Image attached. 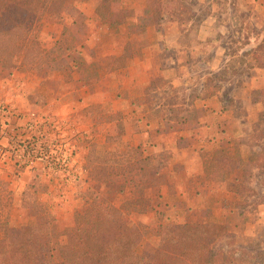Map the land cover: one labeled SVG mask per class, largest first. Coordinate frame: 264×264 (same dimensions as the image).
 Listing matches in <instances>:
<instances>
[{
    "label": "crops",
    "instance_id": "1",
    "mask_svg": "<svg viewBox=\"0 0 264 264\" xmlns=\"http://www.w3.org/2000/svg\"><path fill=\"white\" fill-rule=\"evenodd\" d=\"M130 3L125 7L131 9L132 14L122 24H103L104 28L100 27V24H88V38H85L75 51L80 57L91 58L93 55L97 58L99 56L119 58L121 68L108 69L105 76L98 79L100 76L98 68L90 66L97 76L94 82L88 83L92 86L90 93L86 91L89 93L88 96H82L85 95L86 86H71L65 83L64 86L52 91L41 108L49 118L55 114H63L60 120L62 125H59L61 128L59 136L63 138L60 140L62 146L60 156L65 160L67 167L66 170L62 169L64 172L62 174L75 170L76 162L81 160L80 155L87 150L88 144L94 143L97 148H104L107 145L114 146L120 141L122 146L140 147L145 156L155 159L163 153H168L166 164L159 170L166 176V181L159 187V194L168 209L179 210L184 205L212 209V203L217 202L211 197L215 191L222 190L226 195H232L234 192L218 187L216 181L207 175L206 160L230 157L233 153L231 150L235 151L234 158L241 157L240 149L245 145L242 143V137L247 134L245 127L258 123L259 118L261 119L259 116L264 114V105L262 100L253 103L247 96L242 98L238 95L248 94L247 90L253 91V88H256L254 83L261 82V86H264V69L258 67L250 69L251 74L246 76L245 81V85L249 84L247 89L244 85L235 92L227 93L224 86L228 80L223 81L221 76L213 83L205 84L203 82L205 74L198 78L197 67L194 65L202 63L197 62L199 59L204 61V57L207 56L205 51L212 50L213 62H216V65H213L214 69L202 63L208 70L207 75L212 73L211 71L225 70L228 68L227 62L230 57L236 56L226 55L224 49L212 45L214 40H208L209 34L205 31L210 29V25L205 20L200 22L196 27L203 31L200 39H191L189 46H182L181 33L175 20L149 25L141 21L146 9L145 0H130ZM160 29L169 30L171 34L160 38L158 36ZM104 35L107 36L106 39ZM166 46L173 47L177 53H181L177 57L178 64L174 71L168 70L169 63L166 61H169V58L162 52ZM185 47L186 50H183ZM180 49L182 50L179 51ZM126 51L132 53L126 56ZM83 63H86L84 68ZM82 65L81 71L84 72L85 67L90 64L84 61ZM34 78H37L36 74L19 70H13L5 77L0 75V124L1 127L2 124L5 125V128H1L4 134L0 138L5 152L0 154V189L16 190V193L26 189L34 172L40 174L48 170L46 162L37 160L29 161V165L35 163L40 165L41 169L37 166L23 171L16 170L14 168L20 167L21 163H18V160H11L16 157L11 154L12 151L15 152L12 136L29 138L30 132L36 126L32 125L34 117L31 116L32 113L37 116L33 112L35 102L33 98L31 100L28 98L32 97L30 94L34 92V87H31L30 83ZM193 83L198 84L196 91L190 88ZM167 85L170 95H177L180 102L169 106L164 98L158 96L162 95L161 88ZM73 93L76 96L69 100ZM98 103L106 104V116L92 115L89 122H84L77 116L83 107L90 106L86 109L93 111ZM70 104H74L76 113L71 125L65 119L71 109ZM258 104H261L262 109L253 107ZM170 109L177 114L172 117L166 115L165 111ZM242 109L247 113L244 118L240 115ZM20 111L26 112L25 120L19 118ZM253 114L255 117H252ZM45 120L49 122L48 118ZM116 122L120 123L117 137L112 133ZM48 124L50 125L43 123L41 126ZM51 136L47 133L45 137ZM47 142L49 145L53 144L51 140ZM7 157L10 160H7ZM15 198L19 200V196ZM212 217L218 218L215 215L209 218ZM253 218L255 225L264 222V204H258ZM8 220L11 221L10 218ZM247 230L249 231L248 227Z\"/></svg>",
    "mask_w": 264,
    "mask_h": 264
},
{
    "label": "rangeland",
    "instance_id": "2",
    "mask_svg": "<svg viewBox=\"0 0 264 264\" xmlns=\"http://www.w3.org/2000/svg\"><path fill=\"white\" fill-rule=\"evenodd\" d=\"M159 1V13L157 16L153 17L151 8H148L145 0L146 9L143 17H141V21L149 25H155L162 24L164 21L175 20L178 23L179 32L181 33V45L189 46V41L191 39H200L202 36L203 31L196 27L200 22L205 20L208 25H210V29L205 31L209 34L207 39L210 41L214 40L212 45L224 49V54L226 55H236L235 57H230L228 60V68L222 71H211L212 73L207 75L206 73L208 70L204 68L203 64L214 69L216 62H213L214 56H212V50L210 52L205 51L204 53H206L207 56L204 57V61L203 59L197 60V62H202L203 64L194 63L197 67V77L200 78L205 74L206 78H204L203 81L205 84L213 83L217 77L221 76L223 81L228 80L225 82L227 83V85L224 86L226 89L225 91L227 93H231L232 91L235 92L245 85L246 76L251 74L250 69H252V67L264 69V0ZM130 4V0H109V6L114 11L123 9L130 11L123 22L132 14V10L125 7ZM102 15L103 11L101 13V10L98 9L96 0H69L58 15L50 13L44 14L40 22V39L46 50L47 61L42 65V69L39 70H22L20 67L13 69L19 70L20 72H32L36 74L37 78H34L30 82L32 83L31 87H34V92L30 94L32 97L28 96L29 100L33 98L35 102L33 112H35L37 116H34V120L32 119V125L34 124L36 126L29 135H31V138L37 139L35 140L36 145L34 147L37 148V146L42 143L41 145L45 146L52 155L60 154L62 146L59 140L63 139L61 138L62 136H59V130H61L59 125H62L60 120L63 114H55L52 118H49V116L45 115L41 110L52 91L60 88V86H64L65 83L71 86L84 85L87 87V90H85V95L82 96L86 97L90 93L92 87L88 83L94 82L97 76L96 72L90 69V66L92 68H98V73H100V76L97 77L98 79L104 77L108 69L118 70L122 66L119 58L116 59L115 57L109 58L103 56L97 58L93 55L91 58H88L87 56L80 57L75 54V51L82 45V41L88 38V24H100V27L103 26V28V24H109L104 22ZM170 34L171 32L169 30H158V36L160 38H164ZM104 36L106 39L107 36ZM260 43L263 44L258 47ZM174 49L173 47L166 46L162 51L164 56L169 58V61H164L169 63L167 66L170 71L175 70L178 64L177 57L181 55V53H177V50ZM181 50L182 49L179 51ZM183 50H186V47ZM131 53V51H126V56H129ZM15 61L17 65H19V58ZM84 61L88 62L90 65L86 66L87 68L85 67L86 70L83 72L81 71V65ZM84 64L86 63H83V68ZM76 67H78V69ZM13 70H11V72ZM260 71L263 72V70ZM7 74H9V70L0 68L1 76L4 75L5 77ZM254 85L256 88L254 87L253 91L247 90L249 91L248 94L241 95L240 93L238 97L242 96V98H246L247 96L253 103L262 100V105H264V86H261V82L254 83ZM193 86H190V88L196 91L198 84L193 83ZM245 87L247 89L249 84H246ZM168 89V85L161 88L160 91H162V95H157L164 98L165 103L169 104V106L180 102V98L177 95L171 96ZM86 91H89V93H86ZM73 94L74 95H72L69 100L74 99L73 96L76 95L75 93ZM52 95L54 96L55 94ZM70 106L71 109H69L65 119L68 121L67 123L71 125L72 121L75 119L74 115H76V113L74 111V104H70ZM88 107H83L82 111L77 114L84 122H89L92 115H100V117H104L103 115L106 116L105 110L107 106L105 103H98L93 111L86 109ZM253 107L262 109L261 104ZM7 111H9V109H7ZM11 113L14 114L15 112ZM24 113L26 112L20 111L19 114V118L22 120H25ZM254 113H256V111ZM165 114L172 117L177 113L170 109V111H165ZM245 114H247L245 109H242L240 115L245 117ZM252 117H255V115L253 114ZM259 117H261V119L259 118L258 123L245 127V129H247V131L245 130L247 134L242 137V143L245 145L240 149L242 153L241 157L239 159L237 157V159L234 158V150H231L233 153L230 157L225 156L228 164V175H223L222 170L217 174L214 172V174H212L209 167H207V169L205 168L207 175L211 173V175L216 177H230V183L234 186L236 185V189L237 186L240 187L238 188V193L235 191L232 195H226L222 190L215 191L211 197L212 200L216 199L217 202L212 203V209L184 205V207L179 210L168 209V207L164 205V199H162V196L159 194L152 209L140 212H127L125 215L126 221L137 225L144 231L143 239L138 245L139 251H152L155 248L158 241L156 232L157 224L159 223L168 221L205 222L210 216L215 215L218 217L217 220L219 222L226 221L233 232V244L231 246L232 261L230 264H264V222H259V225H255L253 220L258 204H264V153L261 154V147H264V120H262L264 119V114ZM45 118H48L49 122L45 120ZM93 119L92 117V120ZM114 120H116V116H114ZM43 122L50 123V125L40 126L39 123ZM119 129L120 123L116 122L114 131L112 132L114 133L113 136L115 135V137H117L116 133ZM83 132L86 134L85 131ZM47 133L52 135L51 138L39 137L41 134L47 135ZM22 139L23 138H20V141ZM49 140L53 142L52 145L48 144L47 141ZM22 145L23 143L20 142L13 146L16 152L11 150V154L16 156V159L11 158V160H18V163H21L20 167L16 166L14 169L23 171L25 169L36 168L37 166L41 169L40 165L35 163L31 166L29 165L30 162L27 159L25 151L22 149ZM89 145L90 144L87 145V150L85 152L83 151L80 155L79 159L81 160L76 162L77 166L74 167V171L68 174H62L64 173L62 170L63 168H56L53 164L47 162L48 170L46 172L40 174L34 172L32 175V177L35 175L39 176L38 179L36 178L34 181H31L34 182L38 189L39 199L50 208L57 218V227L60 232H64L72 225L74 209L81 206L80 193L87 187V182H84L82 179L86 178L83 165L85 164V157L88 153ZM168 156V153H163L160 157L155 159L154 163L158 171L161 166L166 164ZM216 159H219V157L212 160ZM7 160H10V158L7 157ZM35 160L41 162V160ZM65 167L67 166H64V168ZM160 174L163 180L161 183H164L166 181V176H163L162 173ZM76 176H78V179H76ZM236 177H238L237 181L235 180ZM214 181H216L218 187L227 189L224 182L218 180ZM24 190L20 193H16V190L10 191L0 189V202L3 205L0 211V220L10 218L11 221L8 220L10 223L19 225L21 232L28 235L33 220V213L32 208L27 209L22 206V192ZM133 193V187L127 186L123 193L115 194L111 198L112 203L119 207ZM18 196L19 200H16L15 197ZM15 201H17V203H14ZM64 240L65 237L61 236V241L63 242Z\"/></svg>",
    "mask_w": 264,
    "mask_h": 264
},
{
    "label": "trees",
    "instance_id": "3",
    "mask_svg": "<svg viewBox=\"0 0 264 264\" xmlns=\"http://www.w3.org/2000/svg\"><path fill=\"white\" fill-rule=\"evenodd\" d=\"M68 1L0 0V68L9 73L16 67L42 69L47 56L40 39L41 18L46 13L58 15ZM96 1L105 23L120 24L130 13L114 11L109 0ZM146 2L152 16H157L160 1ZM226 160H206V169L228 175ZM154 161L155 157L145 156L140 147L122 146L120 141L104 148L90 143L83 165L86 178L82 179L87 187L80 193L82 203L74 209L72 225L64 232L58 230L57 218L39 199L33 182L39 176L32 177L22 192V206L32 208L33 213L29 234H23L20 226L8 219L0 220V264H230L233 232L226 221L214 217L205 222L159 223L155 248L138 250L144 231L128 223L125 215L152 209L159 196L163 180ZM208 175L238 193L240 187L236 189L230 177ZM127 186H132L134 193L115 206L111 198ZM1 207L0 202V211Z\"/></svg>",
    "mask_w": 264,
    "mask_h": 264
},
{
    "label": "built area",
    "instance_id": "4",
    "mask_svg": "<svg viewBox=\"0 0 264 264\" xmlns=\"http://www.w3.org/2000/svg\"><path fill=\"white\" fill-rule=\"evenodd\" d=\"M6 111H7V109H6ZM31 116L34 117L35 115L32 113ZM43 123H46V122H43ZM43 123H39V125L41 126ZM4 126L5 125L2 124L3 128H5ZM2 127L0 124V138H1L2 134H4L3 133L4 130L2 131V129H1ZM45 136L46 135L41 134L39 137L41 138V137H45ZM35 140H37V139L30 137V138H24L20 141V138H18V137L16 138V137L12 136V142L15 145L19 144L20 142L23 143L22 149L25 151L27 159L29 161H33L35 159H38V160H41V161L46 162V163L50 162L56 168H64L65 160L63 159V157L60 156V154L52 155L51 153H49V151L47 150V148L45 146L41 145L42 143L39 146H37V148L34 147L36 145ZM3 152H4V150H3L1 143H0V154H4Z\"/></svg>",
    "mask_w": 264,
    "mask_h": 264
}]
</instances>
